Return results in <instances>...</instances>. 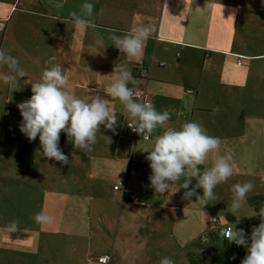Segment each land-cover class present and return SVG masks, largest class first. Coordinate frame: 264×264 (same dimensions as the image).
Masks as SVG:
<instances>
[{"label":"crops","instance_id":"crops-1","mask_svg":"<svg viewBox=\"0 0 264 264\" xmlns=\"http://www.w3.org/2000/svg\"><path fill=\"white\" fill-rule=\"evenodd\" d=\"M84 2L85 0H28L27 5L33 8L19 10L18 20L13 21L17 37H20L18 33H21V27L25 25L30 31L24 40L30 50L29 55L34 56L32 59L42 69L50 66L46 61H49L51 55L68 72H72L68 74L71 78L76 76L80 80L82 75H86L89 80L95 79L93 81L97 82L98 76L100 81L111 83L110 75L114 66L127 67L134 78V83L129 82L128 87L133 90L144 89L146 101L151 102L157 111L167 110L169 126L179 128L186 121H195L206 129L208 135L220 138L219 151L210 153L204 164L198 166L200 172L210 167L225 152L237 156L235 149H239L243 139L242 131L254 130L257 124L263 127L264 121L261 120H264V116L257 117L256 110L251 106L256 98L264 100V0H88L93 5L92 19L96 27L84 32L75 31L70 13L80 14ZM12 7L14 5L7 0H0V49L11 55ZM138 25L150 26L151 33L139 57L130 58L112 45L109 36L113 29L116 30V35H123ZM98 38H102L104 43L96 53L98 49L94 45ZM49 51L52 53L49 54ZM3 66L5 65L0 67L1 71L7 74L9 69L6 70ZM143 68L149 70L148 78L142 76ZM93 90V94L105 93L96 91L95 86ZM101 96L109 99L116 115L125 114L118 99L108 97L106 93ZM230 97L247 101L244 113L241 108H236L237 105L233 108L223 106L224 99ZM133 98H137L134 99L137 102L143 101L142 97L136 95ZM226 114L232 117L226 118ZM124 118L122 116L120 123L117 121L115 133L100 125L99 128L104 133L112 136L110 143H106L111 150L105 158L107 163L96 167L94 172L95 175L102 172L105 176L99 177L109 178L114 190L121 191L123 221L118 225V236L110 242V253L103 247L91 244L88 248L86 246L90 250L86 252L82 264H90L88 258H92L91 262L95 261L94 264H101L98 261L100 256H113V252L118 249L124 250V254L121 252L116 257L125 258L126 264H137L134 259L144 257L142 236H161L150 225L173 223L187 226L191 232L200 230L195 237L203 235V248L193 252L190 250L189 254H194L195 257L199 254L202 257L201 254L205 251L214 248L215 256L210 257V263L220 264L217 243L221 238L215 243L209 242L207 232L215 227L213 217L233 224L235 220L245 221L252 216L256 207L250 202L245 210L236 213V216H244H233L228 208L232 197L231 200H226L224 194L226 185L241 183L243 174H249V178H253L257 171L242 173L238 167L239 161L234 158L233 175L228 178L229 181L226 180L213 189L215 199L205 200L196 196L183 199L185 189L178 188L186 177L181 176L163 194L155 193L150 187L153 194L162 196H157L154 203H143L142 197H147L143 191L149 185L148 177L151 172L145 159L151 148V141L135 136L126 126ZM162 131L160 128L155 129L153 139ZM134 162L137 168L132 165ZM130 168L136 172L131 174ZM189 179L191 188L196 180L194 177ZM231 179L234 181L231 182ZM118 181H124L125 188L116 189ZM129 192L136 194L135 199L126 195ZM196 192L202 196V189L197 188ZM256 195L264 197V191L256 190L246 199ZM262 206L264 202L259 207ZM170 209L173 210L171 213ZM182 213L189 218L182 220ZM222 242L221 245H226L224 250L229 247L233 249L229 244L227 247L226 241ZM129 244L134 247L131 251L134 255L132 259L128 258L131 253L126 254ZM189 244L193 246V243ZM74 246L72 244V249ZM234 256L237 262L244 258H240L238 254ZM70 260L71 258L65 257V262L58 263L67 264ZM76 262L80 264L78 259ZM113 262L112 260L110 264ZM115 262L119 263L117 260ZM191 262L200 264L193 257Z\"/></svg>","mask_w":264,"mask_h":264},{"label":"rangeland","instance_id":"rangeland-1","mask_svg":"<svg viewBox=\"0 0 264 264\" xmlns=\"http://www.w3.org/2000/svg\"><path fill=\"white\" fill-rule=\"evenodd\" d=\"M7 1L14 5L12 56L18 60L26 77L18 78L17 83L0 86V264H59V261L65 262V257L71 258L67 264H77V259L82 264L86 252L90 250L87 248L91 244L98 245V248L103 247L110 253V242L118 236V225L123 221L121 191L114 190L109 178L99 177L105 176L102 172L96 174L97 177L94 173L96 167H102L107 163L105 158L110 154L111 149L106 144L108 140L105 136L109 138L112 136L99 128L96 133L98 141L92 145L91 151L81 152L73 147L61 132L58 146L68 158L66 164H61L59 161L46 159L40 155L38 137L29 142L19 131L21 116L17 104L31 96V83L39 80L42 66L32 59L34 56L29 55L30 50L24 41L26 35L30 33L28 28L23 25L21 33L17 32L20 37H17L13 23L18 20L19 10L33 7L27 5L28 0ZM51 53L52 51H49V54ZM49 57L51 58V55ZM54 63H57L56 60ZM62 67L67 75L72 73ZM3 68L8 70L6 65ZM93 80L95 79L89 80L86 75H82L80 80L76 76L71 78L68 75V84L73 94L81 99L86 98V95L87 97L92 95L94 86L96 91H105L110 84L100 81L98 76L97 82ZM99 95L105 93L99 92ZM254 102L251 107L256 110L255 115L263 117L264 100L256 98ZM223 104L229 108L237 105L236 108H241L244 113L247 101L230 97L225 98ZM122 116L125 117L126 123V113L116 115L117 121L120 123ZM225 117L232 116L226 114ZM242 138L239 149H235L237 156L233 154L231 157L232 162L234 158L239 161L238 167L243 171L242 173L257 171L253 178H249V174H243L241 177V183L251 181L254 186L246 195L248 197L256 190L264 191V124L263 127L257 124L254 130L242 131ZM132 165L137 168L135 162ZM232 181L234 180L231 179ZM231 187L232 185H226L224 194L226 200H231ZM143 192L147 195L146 199L142 197L143 203H154L157 196H162L153 194L149 186ZM249 202V199H246V204L239 211L245 210ZM42 209L52 218L51 222L38 224L34 220V215ZM172 211L170 209V213ZM182 215L184 216L182 220L189 218L184 213ZM233 224L236 228H243L245 231L244 219L235 220ZM150 226L161 236L154 234L142 236L144 238L142 244L145 247L144 257L140 260L139 257L134 259L135 263L159 264L160 258L166 256L170 257L174 264H193L191 257L199 260L200 264H212L210 257L215 254L214 248L205 251L201 254L202 257L199 254H196V257L194 254H189L190 250L192 252L195 249L199 250L205 244L202 241L203 235L200 238L194 236L200 230L191 232L187 226L177 223ZM207 237L209 238L208 235ZM208 240L211 242L210 239ZM222 241L223 239L217 243L219 251H225L226 248V245L220 244L223 243ZM188 242L193 243V246L191 247ZM226 243L228 247L229 242ZM72 244H75L73 249ZM133 248L131 244L128 245L126 254L131 253L128 258H133L131 252ZM123 251L118 249L113 252L114 262L117 260L120 264H126L125 258L116 257V254L121 252L124 254ZM91 260L92 258H88L90 264H94L95 261L91 262Z\"/></svg>","mask_w":264,"mask_h":264},{"label":"clouds","instance_id":"clouds-1","mask_svg":"<svg viewBox=\"0 0 264 264\" xmlns=\"http://www.w3.org/2000/svg\"><path fill=\"white\" fill-rule=\"evenodd\" d=\"M70 17L75 31L84 32L96 27L92 19L93 5L88 0L81 5L80 14L71 12ZM115 32L113 29L109 36L112 45L127 57L136 58L149 39L151 28L138 25L127 34L116 35ZM103 43L102 38L96 40V53ZM55 59L51 57L46 61L50 66L42 69L37 82L31 83V96L17 104L21 116L18 128L29 142L38 137L40 155L66 164L68 158L58 146L61 132L73 147L81 152H89L97 141L96 133L100 125L115 133L117 117L109 99L99 94L88 95L84 99L76 97L68 84L67 73L62 70L61 64L54 63ZM0 65H6L9 69L7 74L0 73V86L17 83L18 78L26 77L18 60L3 49H0ZM110 76L111 83L104 92L123 105L129 129L141 139L151 141V148L145 157L151 170L148 186L155 193L163 194L173 182L184 176L186 179L178 188L185 189L183 199L188 200L193 196L205 200L215 199L213 189L233 175L231 155L225 152L218 156L203 172L198 170V166L204 164L210 153L219 151L220 138L208 135L206 129L195 121H186L179 128L171 127L167 123V110L157 111L151 102L134 100L133 89L128 87L129 82L134 83V78L127 67L115 65ZM157 128L163 131L153 139L152 133ZM105 137L110 143V138ZM190 177L196 180L191 188ZM253 187L251 181L232 185V200L228 208L233 216H244H236V213L246 204V195ZM197 188L202 189V196L197 194ZM257 216L260 222L248 234L243 228L235 226L221 229L223 238L229 244L235 243L246 249L240 264H264V206L253 212L252 217ZM51 219L43 209L34 215L38 224L49 223ZM230 259H235V256ZM159 264L174 262L165 256L160 258Z\"/></svg>","mask_w":264,"mask_h":264},{"label":"trees","instance_id":"trees-1","mask_svg":"<svg viewBox=\"0 0 264 264\" xmlns=\"http://www.w3.org/2000/svg\"><path fill=\"white\" fill-rule=\"evenodd\" d=\"M127 196H129V193L126 194ZM264 197L260 196V195H256V196H252L249 198V201L252 205H254L256 207V210H258L260 207L261 202L263 201ZM259 217H249L245 220V234L250 233L251 231V227L253 225H258L259 224ZM207 235L209 236V239L211 240L212 243H215L216 240L220 239V235L218 233L217 230H215V228L213 230H210L207 232ZM244 248L241 250L240 248L238 249H227L224 252L219 251V255L220 258L218 259V263L220 264H240V262L235 261L234 259H230V257H233L234 255L238 254V255H246V249L244 250ZM234 263H233V262Z\"/></svg>","mask_w":264,"mask_h":264},{"label":"built area","instance_id":"built-area-1","mask_svg":"<svg viewBox=\"0 0 264 264\" xmlns=\"http://www.w3.org/2000/svg\"><path fill=\"white\" fill-rule=\"evenodd\" d=\"M161 64H164V62H161ZM141 74H142V76L148 78L149 77V70L147 68H143V69H141ZM133 93L136 96L142 97L143 101H146L145 100L146 92H145L144 89H134L133 90ZM126 126L128 127L127 122H126ZM128 129H129V127H128ZM131 132L133 134H135V136H138L135 132H133V131H131ZM129 172L131 174H134L135 173V169L130 168V171ZM115 188L116 189H123V188H125V182L124 181H119L118 183H116ZM129 197L132 198V199H135L136 194L135 193H132V192H129ZM213 223L215 225L214 228H215V230L218 231L221 239H223L224 241H227L226 239L223 238V232L221 231V229L224 228V227H226V226H233V224L230 221H222L219 217H213ZM253 226H256V225H253ZM230 246L233 249L234 248H237L238 249V248L241 247V250H242L244 248L243 246H237V245H235V243L230 244ZM244 250H245V248H244ZM238 256H240V258H242L243 255H238ZM112 260H113V256L111 254L102 255V256H100L98 258V261L101 264H110ZM114 264H120V263L115 262Z\"/></svg>","mask_w":264,"mask_h":264},{"label":"water","instance_id":"water-1","mask_svg":"<svg viewBox=\"0 0 264 264\" xmlns=\"http://www.w3.org/2000/svg\"><path fill=\"white\" fill-rule=\"evenodd\" d=\"M235 250L237 249V248H234ZM240 249H241V247H240Z\"/></svg>","mask_w":264,"mask_h":264}]
</instances>
